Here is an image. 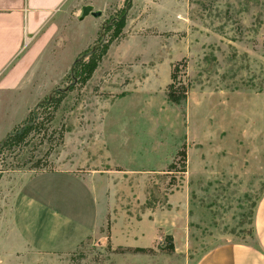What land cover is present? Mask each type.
<instances>
[{"label":"rangeland","instance_id":"obj_1","mask_svg":"<svg viewBox=\"0 0 264 264\" xmlns=\"http://www.w3.org/2000/svg\"><path fill=\"white\" fill-rule=\"evenodd\" d=\"M89 3L103 12L96 19L103 17V26L97 36L92 23L70 32L78 38L58 67L72 60L71 68L52 88L56 71L44 76L32 109L55 89H72L52 121L40 111L41 134L0 155V170L9 184L23 171L111 170L119 182L114 219L171 210L170 195L182 192L188 239L174 246L164 236L148 250L115 246L109 223L72 253L28 255L24 264H195L219 244L254 243V210L264 192V0H78L72 13ZM127 40L132 52L124 55ZM34 102L13 105L0 138ZM49 147L55 149L41 167H32ZM30 155L36 157L26 162ZM73 200L92 206L84 191ZM169 213L168 222L181 213L187 220L185 206Z\"/></svg>","mask_w":264,"mask_h":264},{"label":"crops","instance_id":"obj_2","mask_svg":"<svg viewBox=\"0 0 264 264\" xmlns=\"http://www.w3.org/2000/svg\"><path fill=\"white\" fill-rule=\"evenodd\" d=\"M72 1L78 0H0V122L8 119L19 100L35 101L27 113L31 111L40 100V86L49 71L51 75L56 71L51 78V88L64 77L72 60L67 67L59 68L58 59L67 46L75 43L77 34L72 37V30L81 34L86 24L92 23L97 36L103 26V17L96 20L89 15L80 20L82 7L72 13ZM127 42L121 45L120 53L124 55L132 52ZM111 172L81 174L69 168L23 171L11 184L3 176L0 181V264L8 261L24 264L28 255H36L37 260L40 256L51 258L72 253L88 239L101 237L109 223L111 242L115 246L148 250L164 236H171L174 246L188 239L190 211L188 214V202L182 192L170 195L172 211L145 208L139 218L121 214L114 219L119 182L116 183ZM82 191L92 197L89 210L73 200L80 197ZM139 199L142 203L147 200L143 187ZM184 206L188 214L186 222L184 213L176 215L175 221H167L169 212H183ZM253 227L254 243L219 244L205 252L195 264H264V192L255 206Z\"/></svg>","mask_w":264,"mask_h":264},{"label":"trees","instance_id":"obj_3","mask_svg":"<svg viewBox=\"0 0 264 264\" xmlns=\"http://www.w3.org/2000/svg\"><path fill=\"white\" fill-rule=\"evenodd\" d=\"M130 7V6H129ZM122 25H125V18L122 21ZM109 24L106 26L108 27ZM102 35V34H101ZM101 43L98 42L90 51L91 53H94L97 49L98 46ZM106 50V47H105ZM106 52V51H105ZM81 58L77 59L72 67V75L74 74V67L76 65L79 64ZM73 85H70L68 87H66L65 89L63 88H57L55 89L50 96H48V98L46 100H44L43 102H41L36 108L32 109L29 114L28 117L18 126H16L14 128L13 131H11L10 133H8V135L0 142V155L3 154L5 151L7 150H15L16 148H20L23 147L24 145L26 146V144L29 142V140L36 136L41 134V130H42V122L38 120V118H40V111L46 112V114H48V118L49 121L53 120L56 111L60 108V105L64 99V97H66V94L72 89ZM169 98L171 100H174L176 102H179V98L174 96V93H171L169 95ZM56 132V131H54ZM53 132V133H54ZM60 136H61V142L63 143V133L60 132ZM58 145V144H56ZM54 147H49L48 152H46V155H43L42 157H40L41 159H37L35 162L32 163V167L35 168H40L41 167V162L42 159L44 158V156H50L52 151H54ZM36 157V155H30L29 159L26 162H32L33 159ZM4 176V171L0 170V181Z\"/></svg>","mask_w":264,"mask_h":264},{"label":"water","instance_id":"obj_4","mask_svg":"<svg viewBox=\"0 0 264 264\" xmlns=\"http://www.w3.org/2000/svg\"><path fill=\"white\" fill-rule=\"evenodd\" d=\"M89 15L98 18L103 15V12L101 10H96L93 4L83 5L81 8V15L79 17L80 20H84Z\"/></svg>","mask_w":264,"mask_h":264}]
</instances>
